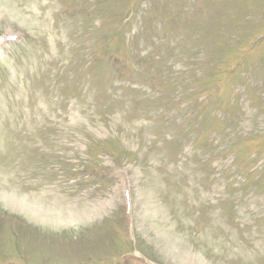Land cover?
I'll use <instances>...</instances> for the list:
<instances>
[{
    "label": "rangeland",
    "instance_id": "1",
    "mask_svg": "<svg viewBox=\"0 0 264 264\" xmlns=\"http://www.w3.org/2000/svg\"><path fill=\"white\" fill-rule=\"evenodd\" d=\"M0 264H264V0H0Z\"/></svg>",
    "mask_w": 264,
    "mask_h": 264
}]
</instances>
